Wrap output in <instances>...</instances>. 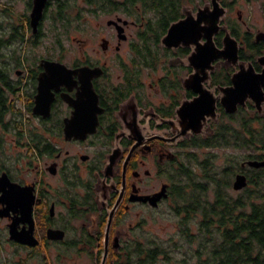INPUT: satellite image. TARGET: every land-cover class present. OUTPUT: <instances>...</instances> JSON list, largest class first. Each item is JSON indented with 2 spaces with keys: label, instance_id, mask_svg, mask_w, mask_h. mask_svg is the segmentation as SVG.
Here are the masks:
<instances>
[{
  "label": "flooded vegetation",
  "instance_id": "af4514ba",
  "mask_svg": "<svg viewBox=\"0 0 264 264\" xmlns=\"http://www.w3.org/2000/svg\"><path fill=\"white\" fill-rule=\"evenodd\" d=\"M3 1L4 264L144 257L159 216L185 226L208 150L234 165L236 194L264 175L250 165L264 162V0Z\"/></svg>",
  "mask_w": 264,
  "mask_h": 264
},
{
  "label": "trees",
  "instance_id": "16d2710c",
  "mask_svg": "<svg viewBox=\"0 0 264 264\" xmlns=\"http://www.w3.org/2000/svg\"><path fill=\"white\" fill-rule=\"evenodd\" d=\"M10 70L0 65V78ZM11 98L0 84V126L10 121L6 112ZM212 151L194 179L178 236L168 241L147 237L144 257L136 248L133 256L116 264H264V175L254 187L231 193L235 167L216 164Z\"/></svg>",
  "mask_w": 264,
  "mask_h": 264
},
{
  "label": "rangeland",
  "instance_id": "374dc122",
  "mask_svg": "<svg viewBox=\"0 0 264 264\" xmlns=\"http://www.w3.org/2000/svg\"><path fill=\"white\" fill-rule=\"evenodd\" d=\"M6 2H8V0L3 1V3H6ZM2 22H3V19H2ZM15 48H16V44L14 42L12 43L8 42V44L4 46V48L0 52V58H1V61L3 60V63H7L13 60V54H14ZM7 67L11 69V66H7ZM21 119H26V118L23 117ZM9 120H12V119H9ZM206 152L207 154L210 153L209 150ZM212 152H215L216 154L215 156L216 164L222 167L223 166V162H222L223 152H221L218 149H214ZM230 192L234 193V191L231 189H230ZM159 217L160 219L158 223H156L157 225L147 229V233H148L147 237L151 239L160 240V241H168L172 237L178 236V233L181 227L177 226V222H179V219L175 216V214L165 215L164 213V215L159 216ZM12 253L14 252L10 248L6 246L1 247L0 248V264L1 263L4 264L5 260H7L8 257H12Z\"/></svg>",
  "mask_w": 264,
  "mask_h": 264
},
{
  "label": "water",
  "instance_id": "95a60500",
  "mask_svg": "<svg viewBox=\"0 0 264 264\" xmlns=\"http://www.w3.org/2000/svg\"><path fill=\"white\" fill-rule=\"evenodd\" d=\"M218 0H214V3H216ZM228 52V50H227ZM55 71H57L56 67H54V65L52 63H48L46 65V73L42 76L41 78V83H42V86L43 84H50L54 81V77H56V73ZM46 98V96H44V94L41 92V94L38 96V104H40L41 108H42V104L44 103V99ZM49 98L47 97V100ZM46 100V101H47ZM50 100V99H49ZM41 108H37V112L38 113H42L41 111ZM47 111L49 110V107L47 106L46 107ZM251 166H255V167H261V166H264V162H251L250 163ZM247 186V178L244 176V175H238L233 183V188L235 190H241L243 189L244 187ZM21 242L23 243H30L28 242L27 240H22V239H19Z\"/></svg>",
  "mask_w": 264,
  "mask_h": 264
}]
</instances>
